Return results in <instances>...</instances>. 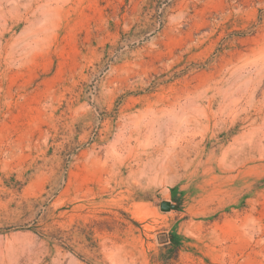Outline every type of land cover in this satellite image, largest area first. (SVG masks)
Listing matches in <instances>:
<instances>
[{"label":"rangeland","instance_id":"374dc122","mask_svg":"<svg viewBox=\"0 0 264 264\" xmlns=\"http://www.w3.org/2000/svg\"><path fill=\"white\" fill-rule=\"evenodd\" d=\"M0 264H264V0H0Z\"/></svg>","mask_w":264,"mask_h":264},{"label":"water","instance_id":"95a60500","mask_svg":"<svg viewBox=\"0 0 264 264\" xmlns=\"http://www.w3.org/2000/svg\"><path fill=\"white\" fill-rule=\"evenodd\" d=\"M171 208H172V205H171L170 202H164L162 204V209L165 210V211H169V210H171Z\"/></svg>","mask_w":264,"mask_h":264}]
</instances>
